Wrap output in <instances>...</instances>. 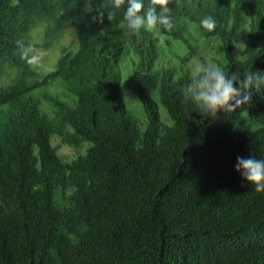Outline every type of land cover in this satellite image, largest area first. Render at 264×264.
Listing matches in <instances>:
<instances>
[{
    "label": "trees",
    "instance_id": "trees-1",
    "mask_svg": "<svg viewBox=\"0 0 264 264\" xmlns=\"http://www.w3.org/2000/svg\"><path fill=\"white\" fill-rule=\"evenodd\" d=\"M184 1L173 14L201 27L206 16L216 21L210 32L223 36L227 74L264 73L255 28L246 58L237 55L245 22L238 24L235 0ZM90 7L86 0H0V264H264V192L235 169L237 157L264 159V125L254 127L264 124V88L248 89L250 103L234 113L203 119L183 97L191 77L152 71L154 34L125 31L127 4L91 0ZM68 22L78 27L79 48L61 56L53 73L40 75L20 59L17 41L49 49ZM40 23L43 42L31 43ZM130 48L141 57L144 131L122 88L121 59ZM8 65L17 76L4 84ZM50 75L77 98L57 111L60 126L35 96ZM58 132L66 143L92 146L63 162L51 143ZM58 190L70 191L67 204L57 202Z\"/></svg>",
    "mask_w": 264,
    "mask_h": 264
},
{
    "label": "rangeland",
    "instance_id": "rangeland-1",
    "mask_svg": "<svg viewBox=\"0 0 264 264\" xmlns=\"http://www.w3.org/2000/svg\"><path fill=\"white\" fill-rule=\"evenodd\" d=\"M235 4L241 9L239 14H242L238 24L241 25L243 21L245 22V24H242L243 26L235 39L237 55L244 60L246 58L247 40L254 28L256 33L259 34L258 48L264 43V0H235ZM172 16L174 23L172 30H179L181 34L180 36L163 32L154 34L158 57L152 71L173 70L175 78L180 76L191 77L194 62H202L207 58H211L224 69L226 66V50L222 34L211 33L196 23L186 21L176 14L172 13ZM231 22L233 21L231 20ZM43 26V23H40L30 33L29 40L31 43L41 44L43 42ZM225 27L227 28L226 34L231 29V24ZM225 27L223 26V28ZM78 36V27L74 23L68 22L62 36L54 42L51 48L37 47L43 51L44 56L41 64L35 67L32 66V68L44 76L53 73L61 56L75 53L78 50ZM140 65L141 57L132 48L121 59V79L125 102L144 131L148 124V119L137 89L136 72L140 70ZM144 73L148 74L149 72L144 70ZM16 76L17 71L8 65L4 70L2 81L4 84L12 83ZM35 96L40 101L41 111L58 126L60 124L57 119V111L62 106L73 108L77 104V98L67 90L65 83L53 75H50V78L46 79L45 83L40 84V88L35 91ZM153 96L159 103L163 125H171L169 114L161 100L159 88L153 91ZM244 118L247 119V114L244 115ZM261 125L264 124H255L254 127ZM51 143L56 148L57 154L62 161L66 163L77 159L81 155H85L92 146L90 142H84L79 146L66 143L59 132L52 136ZM69 194L70 191L58 190L56 195L57 202L62 205L67 204Z\"/></svg>",
    "mask_w": 264,
    "mask_h": 264
},
{
    "label": "clouds",
    "instance_id": "clouds-1",
    "mask_svg": "<svg viewBox=\"0 0 264 264\" xmlns=\"http://www.w3.org/2000/svg\"><path fill=\"white\" fill-rule=\"evenodd\" d=\"M86 4L91 11V0H86ZM125 4L123 27L128 34H139L141 30L157 34L174 28L172 6L183 7L184 0H148L147 6L145 0H112V6L116 9ZM100 18L102 20V13ZM109 19H112V14H109ZM201 25L212 31L216 21L209 15L201 20ZM17 50L20 59L30 66H39L43 60V51L34 45L17 41ZM251 88L256 92L264 88V73L253 72L250 68L242 76L237 72L227 74L218 63L207 58L194 62L191 78L182 92L185 102L194 106L193 112L203 119H215L220 111L234 113L249 104L252 93L247 90ZM193 122L199 125L202 120L193 119ZM235 169L257 192H264V159L237 157Z\"/></svg>",
    "mask_w": 264,
    "mask_h": 264
}]
</instances>
